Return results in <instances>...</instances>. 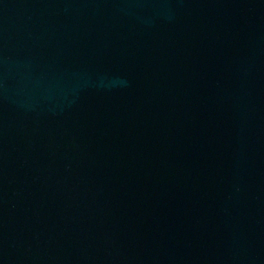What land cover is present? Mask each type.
Instances as JSON below:
<instances>
[{"label": "water", "instance_id": "1", "mask_svg": "<svg viewBox=\"0 0 264 264\" xmlns=\"http://www.w3.org/2000/svg\"><path fill=\"white\" fill-rule=\"evenodd\" d=\"M0 264H264V0H0Z\"/></svg>", "mask_w": 264, "mask_h": 264}]
</instances>
